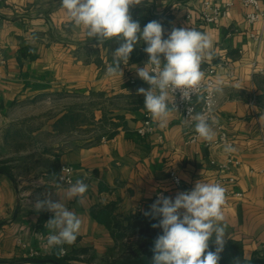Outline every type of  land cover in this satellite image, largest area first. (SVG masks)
<instances>
[{
	"label": "crops",
	"instance_id": "0c3cea01",
	"mask_svg": "<svg viewBox=\"0 0 264 264\" xmlns=\"http://www.w3.org/2000/svg\"><path fill=\"white\" fill-rule=\"evenodd\" d=\"M215 1L224 4L228 0ZM202 2L143 0L130 7V15L141 30L152 20L161 23L164 38L174 27H183L207 33L212 39L213 57L201 68L206 77L214 66L216 81L222 82L215 120L234 140L233 153L241 161L234 171L236 182L224 186L229 190L223 206L225 239L240 241L246 258L263 256L264 73L252 63L264 68V26L246 21L249 7L239 0L219 22L205 23L199 20ZM260 2L264 9V0ZM260 32L262 40L257 41L251 34ZM137 46L138 55L131 53L128 64L121 65L122 75L109 77L106 68L116 49L100 45L75 27L61 9L60 0H0V52L5 58L0 64V139L7 145L13 126L36 120L40 112L47 116L40 124L46 131L44 140H32L35 149L26 157L30 168L19 174L16 184L14 179L0 177V217L4 222L0 258H28L33 249L39 252L38 258L56 255L57 248L49 247L44 238L49 234L45 224L54 213L36 212L32 207L37 198H45L43 194H49L54 202L61 198L82 220L76 242L65 245L68 260L100 264L116 260L123 249L134 248L143 239L138 231L117 238V229L109 226V221L127 226L134 224L133 216H137L141 219L137 229L149 227L153 221L159 223V217L144 215L158 199L159 190L165 189L167 197L174 199L179 192L191 190L198 180L214 182L220 174L219 164L227 155L225 144H207L201 138L191 141L194 128L185 123L180 111L173 113L164 129L155 122L153 133L137 132L145 112L144 97L137 90L149 87L136 71L148 61L143 50L146 44L140 41ZM73 96L93 100L95 123L106 119L104 127L116 133L83 142L79 136L66 139L86 124L79 123L77 130H59L58 119L71 111L84 112L85 105L78 102V106H66L54 114L50 103ZM58 132L71 133L58 137ZM63 165L74 167V182L84 179L88 184L82 201L64 199L63 189L69 185L59 181ZM172 170L181 177L182 187L173 185ZM236 191L242 195H235ZM18 199L21 205L13 218ZM99 210H106L109 218L96 217L94 211Z\"/></svg>",
	"mask_w": 264,
	"mask_h": 264
},
{
	"label": "clouds",
	"instance_id": "9594fccd",
	"mask_svg": "<svg viewBox=\"0 0 264 264\" xmlns=\"http://www.w3.org/2000/svg\"><path fill=\"white\" fill-rule=\"evenodd\" d=\"M142 2L60 0V5L73 25L82 28L87 37L95 38L100 45L112 38L120 42L113 53L112 63L106 68L109 77L122 75L121 65L128 64L136 45L140 41L146 44L143 50L148 55V61L136 71L149 87L139 88L137 94L144 97L143 106L151 120L164 129L177 111L174 95L177 91L180 99L188 105L192 104L194 96L200 98L205 78L201 66L213 57V41L207 33L183 27H174L164 38L165 30L156 20L148 22L141 30L139 22L130 15V7ZM221 85L222 82L217 81L212 91L222 94ZM193 121L199 138L209 143L215 140L217 133L214 125L218 121L189 107L185 123ZM223 150L231 153L235 148L225 144ZM65 171L68 169L64 168ZM88 188L84 179H76L74 183L69 181V186L63 189L64 199L82 201ZM225 193V188L219 183L198 180L191 190L179 192L174 199L158 197L150 206V211L144 212L146 217H159V223L152 227L162 229L152 248L153 264H218L226 243ZM43 195L45 198H37L32 207L36 212L47 210L54 213V217L45 224L49 230L47 245L57 248L56 255L60 257L66 254L64 245L76 242L82 220L65 206L61 198L59 202H54L49 194ZM213 237L214 251L209 250Z\"/></svg>",
	"mask_w": 264,
	"mask_h": 264
},
{
	"label": "built area",
	"instance_id": "2783aa9c",
	"mask_svg": "<svg viewBox=\"0 0 264 264\" xmlns=\"http://www.w3.org/2000/svg\"><path fill=\"white\" fill-rule=\"evenodd\" d=\"M236 0H228L224 4H219L215 0H203L200 8H199V20L205 23H217L220 21L221 18L226 17L229 13V9L235 4ZM245 6L249 7V10L246 13V21L250 24H255L261 22L264 26V9L261 6L260 0H239ZM188 17L191 14L187 15ZM252 37L257 40H262V32L259 34H251ZM5 62V58L3 54L0 52V64ZM253 66L255 70L260 73H264V68L257 66V63L254 61ZM215 67H210L208 71V75L204 78L201 84V95L200 98L197 99L196 96L193 97V102L191 105L183 102L180 99V93L177 91L175 95V105L177 111H180L185 119L188 116V108H194L196 113L203 112L210 117L211 120H215V114L219 107V94L214 93L212 88L216 85L217 81L215 78ZM207 89V91H204ZM256 97L254 96L252 102H256ZM217 121V120H216ZM194 121L188 123L191 127L194 128ZM214 127L218 130V137L215 138L213 142H207V144H231L233 147L235 145L234 140L228 135L224 125L218 121L214 125ZM155 130V122H153L150 118V115L145 110L144 118L142 125L137 129V132L140 134H151ZM199 139L198 135L195 133L191 137V141H197ZM241 164L239 158H237L233 152L227 153L226 158L223 162L219 164L220 174L216 176L214 179L215 183H219L221 186H226L228 184H233L236 182V174L234 173L235 169ZM66 168L68 171L63 172V169ZM75 174H74V167L72 165H63L61 168V173L59 175V181L63 185H69V181L74 182ZM170 179L174 186L182 187L183 182L179 174L172 170L170 172ZM189 191V190H186ZM229 191V190H226ZM237 196L242 195L241 192L236 191L234 193ZM163 196L167 197V191L165 189H161L157 192V198ZM1 222V217H0ZM49 234L44 235V238H47ZM65 247V245H64ZM66 248V247H65ZM67 250V249H66ZM39 252L37 250H31L29 252L30 257H37ZM67 255L66 254L63 256ZM105 264V263H100Z\"/></svg>",
	"mask_w": 264,
	"mask_h": 264
},
{
	"label": "trees",
	"instance_id": "16d2710c",
	"mask_svg": "<svg viewBox=\"0 0 264 264\" xmlns=\"http://www.w3.org/2000/svg\"><path fill=\"white\" fill-rule=\"evenodd\" d=\"M94 41L99 43L95 38H94ZM119 43L120 42L117 41L116 38H112L110 40L103 42V45L110 46L113 49H116L119 47ZM137 48L138 46L136 45V47L134 48V51L132 52V54L135 56L138 55ZM258 100L260 101V98H258ZM81 113L83 112L77 113L75 111H71V112L66 113L64 116L58 119L57 121L58 129L62 130L65 128L66 131L67 129H70L69 131L74 130V129L77 130L78 129L77 125L83 122L82 120H79V115ZM91 117L95 120V115H94L93 110H92ZM99 123H100L99 124L100 127H104L107 125L108 121L106 119L105 120L103 119ZM106 133L108 137H110L116 133V130L114 129V130H111L110 132L106 131L105 133L97 136L96 138L99 139L101 138V136H104ZM4 169H7V170H4ZM4 169L3 170L0 169V170L8 171L11 177L15 179L14 174L11 170L12 168L8 169L4 167ZM94 215L98 217L99 219H102V217L104 219L109 218V213H107L106 210L94 211ZM133 218H135V223L129 224L127 226H124L122 223L116 220L114 221V223L109 221L107 224L109 226H114V228L117 229V234L115 233V236L117 238L123 237L126 234L130 235L138 231L141 234H143L142 240H146L148 238L149 240L145 243H142L141 242L142 240H139L136 247L130 248V249L128 248L123 249V251L120 253V255L118 256L116 260H113L108 263L105 262V264H153L154 254L152 252V248L154 247V241L156 237L159 234H162V231H160L159 228L152 227L153 224H158L156 221L151 222L149 224V227L144 226L142 228L139 227L137 229L136 228L137 222H140L141 219H138L137 216H133ZM213 241H214V238L213 240H210L209 242V250H212V251L215 250V244ZM42 258L52 259V260L42 261V262H29L27 258L25 257L11 258V259L0 258V263L1 264H72L68 260L69 258L67 256L58 257L57 255H49L47 257H42ZM218 264H264V257L260 255H254L252 258H246L243 252V244L240 241H237L234 239H227L225 246H224V251L221 253V259L219 260Z\"/></svg>",
	"mask_w": 264,
	"mask_h": 264
},
{
	"label": "rangeland",
	"instance_id": "374dc122",
	"mask_svg": "<svg viewBox=\"0 0 264 264\" xmlns=\"http://www.w3.org/2000/svg\"><path fill=\"white\" fill-rule=\"evenodd\" d=\"M97 101L98 100L96 99L95 102ZM78 102L79 104L84 103L85 105V108L83 107L85 112L79 115V120H82L86 125L85 127H82L77 133L67 137L66 139L72 140V138L79 136L77 139L82 140L81 142H83V140L85 141V139H88L89 137L96 138L97 136L105 133L107 131L106 127H100L99 124L97 126L95 120L91 117L93 100H90L89 97L85 98V101H83V99H78L77 97L73 96L65 100H56L53 102V104L51 102L50 106H53L52 111H54L53 113L55 114L59 110H63V108L66 106H70L71 108L78 106ZM49 112L50 111L47 112L48 115H50ZM42 115H44L43 112H40L36 120L30 122L20 121L19 124L21 126H13L12 132L8 135L9 142L7 145L3 144L2 138L0 139V169L3 170L4 167L8 169L12 168L11 170L15 179L13 177L12 178L16 180L15 184L17 183V180H20V178H18L19 174L28 170L31 166V161L26 157L29 156V152H33L35 149V143H33L32 140H34L36 137L43 138L44 140L46 136V131L41 128L40 124H43L44 118L47 116ZM69 133L71 132H66V134H61L58 132L56 134L58 137H60L61 135H68ZM0 177H5L10 180V178L3 173L0 174ZM142 242L145 243L147 241L143 240ZM262 257H264V255Z\"/></svg>",
	"mask_w": 264,
	"mask_h": 264
},
{
	"label": "water",
	"instance_id": "95a60500",
	"mask_svg": "<svg viewBox=\"0 0 264 264\" xmlns=\"http://www.w3.org/2000/svg\"><path fill=\"white\" fill-rule=\"evenodd\" d=\"M3 173L5 174L6 176H8L11 180H13V178L11 177L10 173L8 171H2L0 170V174ZM20 200L18 199L17 200V205H16V209L14 211V214H13V218H16L17 217V214H18V211H19V208H20ZM4 224V222H0V227ZM27 260L29 262H42V261H48V260H52V259H44V258H38V257H28Z\"/></svg>",
	"mask_w": 264,
	"mask_h": 264
}]
</instances>
